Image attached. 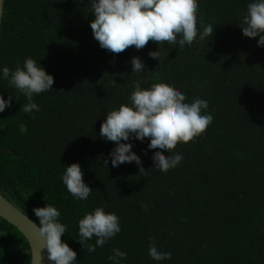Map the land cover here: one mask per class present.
Returning <instances> with one entry per match:
<instances>
[{"label":"trees","instance_id":"16d2710c","mask_svg":"<svg viewBox=\"0 0 264 264\" xmlns=\"http://www.w3.org/2000/svg\"><path fill=\"white\" fill-rule=\"evenodd\" d=\"M197 2V27L212 24L213 36L183 49L165 42L159 61L149 56L159 48L151 40L119 54L102 49L90 0L5 1L0 68L14 70L31 57L54 85L33 97L38 112L24 113L26 97L0 79V94L13 96L0 113V190L37 223L35 207H57L67 227L61 239L79 264H112L113 248L127 253L122 264H264V47L242 33L250 0ZM134 56L144 61L143 73H132ZM136 80L145 88L167 83L188 103L208 102L211 123L176 145L172 152L183 159L167 172L152 168L148 139L126 141L144 171L135 162L113 167L115 143L99 135L107 111L129 102ZM74 162L92 188L87 200H76L61 181ZM101 206L119 217L121 231L88 253L95 238L83 248L78 221ZM151 238L171 259L148 255ZM0 264H31L27 239L3 218Z\"/></svg>","mask_w":264,"mask_h":264},{"label":"clouds","instance_id":"9594fccd","mask_svg":"<svg viewBox=\"0 0 264 264\" xmlns=\"http://www.w3.org/2000/svg\"><path fill=\"white\" fill-rule=\"evenodd\" d=\"M92 15L90 21L93 37L102 49L119 54L130 46L143 48L150 40L159 44L158 50L149 51L152 59H161L160 46L165 42L177 45L180 49L191 47L194 40L211 39L214 33L212 24L200 22L197 27V0H90ZM242 33L249 38L259 37L257 44L264 47V0H250L242 20ZM209 39V40H210ZM208 40V41H209ZM132 73L145 71L144 61L132 57ZM0 79L7 80L9 86L22 93L27 103L21 109L24 113L38 112L39 105L33 97L49 91L54 85V76L31 58L23 64L18 63L14 70L4 66L0 68ZM133 91L129 102L107 111L99 135L115 143L109 158L113 167L135 162L140 165L139 172L144 171L141 157L133 151L131 138L149 140L148 149L153 151V166L156 172H167L182 161L180 153H173L178 143H187L201 135L211 123L213 117L207 113L208 102L195 98L186 102V96L164 82L142 87L141 81L132 82ZM19 100L18 97H15ZM13 96L5 99L0 94V113L11 107ZM20 109V110H21ZM169 152L165 156L163 153ZM108 159L104 160L107 167ZM61 181L67 191L78 201L87 200L92 188L83 179V170L78 162L65 167ZM33 212L39 218L35 223L41 239L39 253L34 251L33 264H42L41 252L47 251L51 264H79L77 252L61 239L67 232L66 224L60 221L61 213L52 204L35 207ZM121 231L119 217L106 212L104 207H97L86 213L78 221L79 241L84 248L86 242L95 238L94 243L87 244V252L94 253ZM149 245L148 255L154 261L171 259L170 252L160 251L154 242ZM127 253L120 248H113L108 260L112 264H122Z\"/></svg>","mask_w":264,"mask_h":264},{"label":"water","instance_id":"95a60500","mask_svg":"<svg viewBox=\"0 0 264 264\" xmlns=\"http://www.w3.org/2000/svg\"><path fill=\"white\" fill-rule=\"evenodd\" d=\"M5 1L0 0V29L2 26L3 16L5 12ZM0 218L5 219L12 225H14L27 239L31 250V264H33L34 251L39 253L41 248V239L38 236L35 222L31 217L24 213L20 208L13 204L0 190ZM37 223V222H35ZM43 257L42 264H51L47 259V251L41 252Z\"/></svg>","mask_w":264,"mask_h":264}]
</instances>
